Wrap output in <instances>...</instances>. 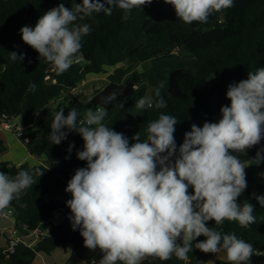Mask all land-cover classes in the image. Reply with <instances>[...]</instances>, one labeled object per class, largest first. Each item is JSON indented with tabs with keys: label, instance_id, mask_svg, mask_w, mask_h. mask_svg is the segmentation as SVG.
Here are the masks:
<instances>
[{
	"label": "clouds",
	"instance_id": "1",
	"mask_svg": "<svg viewBox=\"0 0 264 264\" xmlns=\"http://www.w3.org/2000/svg\"><path fill=\"white\" fill-rule=\"evenodd\" d=\"M164 2L171 4L176 17L187 24L207 23L214 13L234 6V0ZM151 3L81 0L72 8L60 3L42 15L34 27H22L21 38L40 59L62 73L76 61L82 38L91 31L89 24L76 23L78 19L101 12L111 15L114 8L130 13ZM9 54L13 61L26 56ZM163 87L160 82L155 88V100L140 98L136 110L166 107ZM29 90L34 91L35 85ZM116 96L110 94L104 103ZM226 97L230 105L221 107L219 122L205 121L202 127L192 124L179 147L174 137L179 121L172 115L161 113L147 125L146 139L141 140L137 132L130 144L123 133L103 123L105 107L88 109L79 120L76 108L67 116L63 110L55 112L49 133L52 144L59 145L70 132L78 133L84 141L83 150L76 156L86 166L76 169L68 181L65 192L71 199L66 205L71 211V227L79 230L84 246L103 253L99 264H141L146 257L167 261L173 255L187 264L193 241L200 236L206 239L195 243V249L206 254L223 250L229 264H251L254 254L264 256L235 233L208 227L209 221L216 225L237 222L242 228L256 222L253 205L247 200L237 201L247 188L245 169L264 161V147L251 159L241 160L239 155L264 140V67L249 71L245 80L229 84ZM73 147L70 144L67 151L71 153ZM36 182L27 170L14 177L0 171V210ZM253 197L264 207V195L253 193Z\"/></svg>",
	"mask_w": 264,
	"mask_h": 264
},
{
	"label": "trees",
	"instance_id": "2",
	"mask_svg": "<svg viewBox=\"0 0 264 264\" xmlns=\"http://www.w3.org/2000/svg\"><path fill=\"white\" fill-rule=\"evenodd\" d=\"M60 3L72 8L81 0H0V124H11L18 119L23 128V138L27 139L28 151L46 159L45 165L38 166H30L27 162L16 165L0 161V171L10 177L27 170L37 180L9 207L0 211H12L16 224L25 226L27 231L35 230L43 223L49 224L48 236L40 238L32 249L22 251L17 246L15 253H9L7 249L0 248V264H33L38 254L50 255L58 247L68 244L73 245V251L80 260L86 264H97L87 255L88 248L84 246L79 230L74 231L69 225L71 211L68 207L62 220L49 221L59 206L47 198L65 192L75 170L86 166V162L76 156L84 144L78 133L70 132L59 145L52 144L49 139L55 112L63 110L67 116L71 108H76L79 120L88 109L105 107L107 116L103 123L123 133L130 144L137 132L141 140L146 139L147 125L158 119L161 113L172 115L179 121L174 132L179 147L184 133L190 131L192 124L197 121H202V124L205 121L219 122L221 107L230 105L226 97L229 84L245 80L249 71L264 67V0H234L233 7L214 13L207 23L191 24L177 18L171 4L152 0L151 4L130 13L114 8L111 15L101 12L78 19L76 23L91 26L90 33L82 38L78 58L62 73L55 68L50 70L51 65L23 42L20 29L34 27L42 15ZM151 36H157L159 44L141 52ZM176 49H184L194 57L196 66L193 70L178 68L169 73L166 86L161 89L167 105L164 108L136 110L135 103L147 96L143 74H133L123 84L112 82L85 103L69 94L89 74L105 73L106 67L133 59L129 72L137 64L169 55ZM11 52L25 53V59L13 61ZM212 75L214 78L209 79ZM32 84L35 85L34 91L29 90ZM154 90L150 94L153 100L156 99ZM112 93L117 94L116 99L105 104L104 98ZM59 100L61 102L56 104ZM37 112L41 114L38 121ZM70 144H74L71 153L67 151ZM261 147H264V140L248 149L246 154H240L239 158L251 159ZM5 150L0 141V154ZM245 172L247 188L237 202L247 200L253 205L256 222L242 228L237 222L224 221L216 225L209 221L208 227L222 233H235L250 243L255 253H261L264 252V207L259 205L253 193L264 195V162L246 168ZM189 192H192L191 188ZM205 239L200 236L193 241L187 264H198L199 249H195L194 244ZM252 257L264 264V256L254 254ZM175 259V255L167 261L146 257L141 264H172ZM216 264L229 263L219 261Z\"/></svg>",
	"mask_w": 264,
	"mask_h": 264
},
{
	"label": "crops",
	"instance_id": "3",
	"mask_svg": "<svg viewBox=\"0 0 264 264\" xmlns=\"http://www.w3.org/2000/svg\"><path fill=\"white\" fill-rule=\"evenodd\" d=\"M151 37H154L156 39V43L152 47L157 46L159 44V39L157 38V36H151ZM145 49L147 50V48ZM145 49H142L141 52L145 51ZM170 57H172V54L155 58L153 59V61H151L152 59L145 61L144 63H141V67H143L145 64H149L150 62H154V64L157 62L158 66L153 69L149 68V71L156 73L154 77H162L165 87L169 73L174 70L172 69L173 62H171ZM121 65L125 67L123 71L121 70ZM129 67L130 65L127 66L125 61V63L123 62L115 66L106 67L105 73L89 74L87 76L89 77L87 81H84L83 85H79V87H77L76 89L71 90L69 94L73 95L77 99H81L80 101L82 102H84V98L86 97L87 100H90L91 98L94 97L97 91L104 89L110 83L115 82L118 84H123L127 81V79L131 75L139 74L138 69L136 67H134L129 72H127ZM194 68L192 65L190 69L193 70ZM102 84H106V85L105 87L99 89L98 86H101ZM144 84L146 85V89H147L146 97H150L152 90H154L157 86L149 87L146 83ZM81 86H83L82 89L80 88ZM96 88H98L97 91L95 90ZM14 121H19V120L15 119ZM202 126L203 124H201L200 127ZM16 130H21L23 132V128L21 127V125L15 128L12 127V129H6L3 128L2 125L0 126V141H2L6 147V150L2 154H0V161L11 162L16 165H20L25 162H27L30 166L45 165L46 159L43 156L32 155L28 151L26 144L15 137L14 132ZM47 200L54 201L55 203H57L58 206H67L66 201H68L69 199L66 196V192H59L47 198ZM5 223L6 222H2L1 225H4ZM16 223L17 222H15L13 226L9 228L0 227V248L6 250L8 248L9 241L13 238L19 241L18 246L22 249V251L28 249L29 245H31V248H34L35 244L37 243V241L35 240V236H33L30 232H28L25 229V226L17 225ZM69 225L71 226V222L69 223ZM39 230H41L43 233L48 232L49 224L48 223L41 224L39 226ZM87 255L91 258V260L94 263L97 264H99V261L102 258V252L99 249H96L94 251L88 249ZM197 260H198V264H216L219 261L229 263L226 260V255L223 251H220L219 253L216 254H212V253L206 254L198 250ZM8 262H10V260H8ZM33 264H86V263L80 260L76 256V254L73 251V245L68 244L66 247H58L57 249L52 251L50 255L38 254L34 259ZM117 264H122V262L118 261ZM172 264H186V262L176 257L175 261ZM251 264H261V263L257 259L252 257Z\"/></svg>",
	"mask_w": 264,
	"mask_h": 264
},
{
	"label": "rangeland",
	"instance_id": "4",
	"mask_svg": "<svg viewBox=\"0 0 264 264\" xmlns=\"http://www.w3.org/2000/svg\"><path fill=\"white\" fill-rule=\"evenodd\" d=\"M155 43H156V39L154 37H149L147 40V43L143 49H145V48L149 49L150 47L155 45ZM171 54H172V57H170V60H171V62H173L172 69H178V68H189L190 69L192 67V65H193V68L196 65V59L194 57H191L190 55H188V53L184 49H176ZM132 60L133 59H130V61L129 60L126 61L127 66L132 64ZM151 61H153V59ZM157 66H158L157 62L155 64H154V62H150L149 64H145L143 67H141V64L135 65V67L138 69L139 74H143L142 82L146 83L149 87L158 86L160 84V82H163L162 77H154L156 73L149 71V68L153 69ZM124 68L125 67L123 65H121L122 71L124 70ZM88 78L89 77H87L85 81H87ZM81 85H83V83ZM105 85L106 84H102L101 86H98V88L101 89V88L105 87ZM80 88L82 89L83 86H81ZM98 88H96L95 90L97 91ZM81 89H78V90H81ZM79 100H81V99H79ZM88 101L89 100H87V97L84 98V102H88ZM60 102L61 101L59 100L56 102V104H58ZM40 118H41V114H38L36 117V120L38 121ZM8 124H10V123H8ZM195 124L197 126H201L202 121H197ZM11 125L13 128H15V127L19 126L20 123H19V121H14V122H11ZM262 162H264V161H262Z\"/></svg>",
	"mask_w": 264,
	"mask_h": 264
},
{
	"label": "built area",
	"instance_id": "5",
	"mask_svg": "<svg viewBox=\"0 0 264 264\" xmlns=\"http://www.w3.org/2000/svg\"><path fill=\"white\" fill-rule=\"evenodd\" d=\"M1 125L3 126V128L12 129V125L11 124H8L6 122H4V124L3 123L0 124V126ZM14 134H15V137L17 139L21 140L22 142L25 143L27 141V139H24L23 138V132L21 130H16L14 132ZM66 196H67L68 199H71V194L70 193H67L66 192ZM66 211H67V206H59L57 209H55L53 211V213L49 217V221L53 222V221H60V220H62L63 217H64V215H65V213H66ZM0 216H1V218L15 217L13 215L12 211H10V210L9 211H4V212H1L0 211ZM25 229H26V227H25ZM28 232H30L33 236H35V240L37 242L39 241L40 238L45 237V236H48V234H49V231L46 232V233H43L41 230H39V228H37V229H35L33 231H28ZM14 233H16V232H14ZM18 245H19V241L17 239H14V238L11 239L9 241V245H8V248H7V252H9V253H15V248ZM28 248L32 249L31 248V245H29Z\"/></svg>",
	"mask_w": 264,
	"mask_h": 264
},
{
	"label": "water",
	"instance_id": "6",
	"mask_svg": "<svg viewBox=\"0 0 264 264\" xmlns=\"http://www.w3.org/2000/svg\"><path fill=\"white\" fill-rule=\"evenodd\" d=\"M49 69L50 70H54V67L53 66H50ZM2 222H6V223L4 225H1ZM15 222H17L16 217L1 218L0 219V227L1 228H9V227H12Z\"/></svg>",
	"mask_w": 264,
	"mask_h": 264
}]
</instances>
